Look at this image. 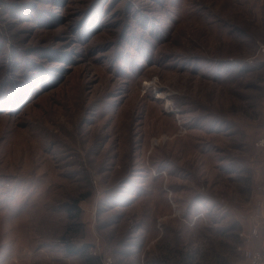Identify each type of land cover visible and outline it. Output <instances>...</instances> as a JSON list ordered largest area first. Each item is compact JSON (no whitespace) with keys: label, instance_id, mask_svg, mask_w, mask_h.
<instances>
[{"label":"rangeland","instance_id":"374dc122","mask_svg":"<svg viewBox=\"0 0 264 264\" xmlns=\"http://www.w3.org/2000/svg\"><path fill=\"white\" fill-rule=\"evenodd\" d=\"M261 46L264 0H0V264H252Z\"/></svg>","mask_w":264,"mask_h":264},{"label":"built area","instance_id":"2783aa9c","mask_svg":"<svg viewBox=\"0 0 264 264\" xmlns=\"http://www.w3.org/2000/svg\"><path fill=\"white\" fill-rule=\"evenodd\" d=\"M263 48V49H262ZM261 51H264V46H261ZM256 146L261 150L264 156V132L263 135L256 142ZM260 222L256 220L254 227L251 230L252 235L257 236L259 234ZM252 264H264V245L260 249L251 253ZM105 264H112L111 258H107L104 261Z\"/></svg>","mask_w":264,"mask_h":264},{"label":"trees","instance_id":"16d2710c","mask_svg":"<svg viewBox=\"0 0 264 264\" xmlns=\"http://www.w3.org/2000/svg\"><path fill=\"white\" fill-rule=\"evenodd\" d=\"M28 77H30V76H28ZM30 78H28V80H29ZM28 86H29V82L28 81H26L24 84H21V85H19V87H18V90H16L13 94L14 95H12V96H10V97H8L9 99L12 97V98H14V97H17V96H15V95H18L19 93H22L23 91H24V93L27 91V88H28ZM1 89H4V88H2L1 86H0V91H1ZM75 204H72V207H71V209L73 208V209H75ZM71 216V215H70ZM72 217V216H71ZM76 217V216H75ZM74 251L75 252H77L79 255H81V257H84L85 256V262H84V264H97L96 263V261H97V259L95 258V257H93V256H87V255H84V252H83V250H82V248H77L76 249V247H74V246H67V249H66V253H69L70 254V252L72 253H74Z\"/></svg>","mask_w":264,"mask_h":264}]
</instances>
